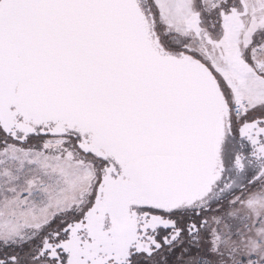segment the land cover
<instances>
[{"label":"snow or ice","instance_id":"snow-or-ice-1","mask_svg":"<svg viewBox=\"0 0 264 264\" xmlns=\"http://www.w3.org/2000/svg\"><path fill=\"white\" fill-rule=\"evenodd\" d=\"M0 264H264V0H0Z\"/></svg>","mask_w":264,"mask_h":264}]
</instances>
